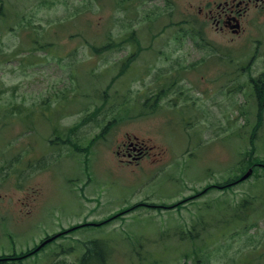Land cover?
Returning a JSON list of instances; mask_svg holds the SVG:
<instances>
[{
  "label": "rangeland",
  "instance_id": "rangeland-1",
  "mask_svg": "<svg viewBox=\"0 0 264 264\" xmlns=\"http://www.w3.org/2000/svg\"><path fill=\"white\" fill-rule=\"evenodd\" d=\"M212 1L0 0V255L76 264L99 240L107 264H185L177 227L264 192V169L242 172L264 160V9L224 35L199 15ZM128 140L148 149L118 156ZM260 216L252 245L236 237L228 252L219 225H200L211 264L264 245Z\"/></svg>",
  "mask_w": 264,
  "mask_h": 264
},
{
  "label": "trees",
  "instance_id": "trees-1",
  "mask_svg": "<svg viewBox=\"0 0 264 264\" xmlns=\"http://www.w3.org/2000/svg\"><path fill=\"white\" fill-rule=\"evenodd\" d=\"M125 38V37H123ZM134 39V38H133ZM125 40V39H122ZM135 41H137L135 39ZM111 41L108 44H105L102 46L104 50H108L111 47ZM45 48V46L40 47ZM95 49V47H94ZM140 49V48H139ZM140 51V50H139ZM134 54H131L128 56L125 62H128L129 64L134 61ZM3 110V109H2ZM9 110V109H8ZM2 118H0V132L4 129H6L7 122L3 121L1 123ZM6 137L5 134H0V138L3 140ZM70 143L71 146H75V142L67 141V143ZM92 142V141H90ZM56 144L60 145L59 141H56ZM26 155V153H19V155L16 158L17 163L14 164H20L22 161L21 156ZM245 159L242 161V172L248 167L251 166L253 168H257L258 170L264 169V160L253 158L250 156L246 163L244 162ZM264 171V170H263ZM226 188L231 187V185L224 186ZM236 202V201H234ZM227 203V202H223ZM219 203L216 207L213 208H207L205 210H202L201 212V219L197 220L196 223H194L191 227V229L185 227H177L179 228L178 231V240L181 243L190 245L188 247V250L182 254L180 257L185 261V264L192 260L193 264H211L210 260L207 258L208 250L211 246V244H208L205 241V238L202 235V231L199 228L200 225H202L203 229L213 228L215 225H219L218 228V235H217V241L220 242L221 246L224 245L222 252H228L230 247L232 246V243L235 241H232L236 237L240 238V240L246 241V244L252 245L255 237V233L253 235L250 234V230L257 227L258 220L261 218L260 212L264 211V192L263 193H255L254 195L247 194L243 196L237 203H232L234 205L228 206L229 203L223 204ZM136 205L135 207H137ZM140 206V205H139ZM207 215V219L205 220ZM201 227V226H200ZM162 234L159 236L160 241L163 243L161 239L167 238L170 235L169 234ZM163 235V236H162ZM162 236V237H161ZM95 242V243H94ZM92 244H96L97 246H101L104 250V257H102L101 260L95 261L94 259L98 255L97 252L94 250H91L89 247L90 245L86 246V253L81 258V261L79 264H91L94 260L93 264H107L108 255L110 253V249L108 247V244L103 243L99 245L100 241L95 240L91 242ZM90 243V244H91ZM154 244H159L154 243ZM164 244V243H163ZM225 244H228L227 246ZM159 246V245H158ZM221 246H218V251ZM136 247V246H135ZM132 246H129L128 251L130 250L133 253ZM259 247V249H258ZM248 248H252V246H248ZM139 249V248H138ZM110 250V251H109ZM127 251V253H128ZM94 255V256H93ZM179 257V258H180ZM264 258V245H253V248L248 251V253L243 257L236 259L233 257L231 261L226 262V264H264V262H261L260 259ZM152 264H163L161 259H155ZM150 263V264H151Z\"/></svg>",
  "mask_w": 264,
  "mask_h": 264
},
{
  "label": "flooded vegetation",
  "instance_id": "flooded-vegetation-1",
  "mask_svg": "<svg viewBox=\"0 0 264 264\" xmlns=\"http://www.w3.org/2000/svg\"><path fill=\"white\" fill-rule=\"evenodd\" d=\"M213 5H215L214 8H212ZM205 8L206 10L200 9L199 15H204L209 22L214 23L218 32H222L224 35H231L232 33L241 35L245 26L251 22V19L248 17L249 11L251 9L255 11L259 9L262 12L264 0H220L218 3L214 0L208 2ZM141 145L139 142H123L120 151H117L116 154L128 158H131L137 152L138 155H141ZM119 161L121 163L128 162L129 164L134 162L126 158H119Z\"/></svg>",
  "mask_w": 264,
  "mask_h": 264
},
{
  "label": "water",
  "instance_id": "water-1",
  "mask_svg": "<svg viewBox=\"0 0 264 264\" xmlns=\"http://www.w3.org/2000/svg\"><path fill=\"white\" fill-rule=\"evenodd\" d=\"M252 173V169H250L242 178H241V180H245V179H247L249 176H250V174Z\"/></svg>",
  "mask_w": 264,
  "mask_h": 264
}]
</instances>
